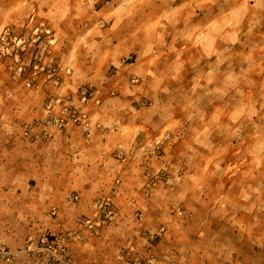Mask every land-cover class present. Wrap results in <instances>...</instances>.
I'll return each mask as SVG.
<instances>
[{"label":"crops","instance_id":"0c3cea01","mask_svg":"<svg viewBox=\"0 0 264 264\" xmlns=\"http://www.w3.org/2000/svg\"><path fill=\"white\" fill-rule=\"evenodd\" d=\"M190 1L0 0V264H264V0Z\"/></svg>","mask_w":264,"mask_h":264},{"label":"rangeland","instance_id":"374dc122","mask_svg":"<svg viewBox=\"0 0 264 264\" xmlns=\"http://www.w3.org/2000/svg\"><path fill=\"white\" fill-rule=\"evenodd\" d=\"M201 1L199 0H193L190 1V3H192L193 7L192 10L194 11L195 14V6H199ZM254 11H259L260 10H264V1H253L252 2ZM22 39L17 36L14 35L13 33L11 34H4L2 35L1 39H0V53L1 54H5L6 53V47H10L12 46L13 48L17 45V44H21ZM4 43V44H3ZM19 47V46H18ZM12 50V49H9ZM16 49L14 48L13 52H12V56H15L14 51ZM244 51V50H243ZM253 53V62L258 64V68H261L262 71H264V50L262 49H253L252 50ZM33 65H31V72L36 71L34 74L38 75L40 73H48L50 72L51 68L49 66H45L43 64L37 63L36 60L33 61ZM36 66V67H35ZM30 85H33V82H29ZM263 92H264V82H263ZM260 86L257 84H254V88ZM260 94V93H259ZM253 105H254V114H253V121H254V126H260V125H264V95H257L254 96V100H253ZM263 105V106H262ZM254 130L256 131V129L254 128ZM155 144H153L152 148L154 149ZM164 171V170H162ZM158 173V172H157Z\"/></svg>","mask_w":264,"mask_h":264},{"label":"built area","instance_id":"2783aa9c","mask_svg":"<svg viewBox=\"0 0 264 264\" xmlns=\"http://www.w3.org/2000/svg\"><path fill=\"white\" fill-rule=\"evenodd\" d=\"M156 145L154 146V150ZM57 239H46L39 248L48 255L47 264H78L69 256L68 252L59 244ZM13 252L5 246H0V260L9 259Z\"/></svg>","mask_w":264,"mask_h":264}]
</instances>
